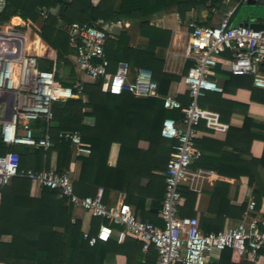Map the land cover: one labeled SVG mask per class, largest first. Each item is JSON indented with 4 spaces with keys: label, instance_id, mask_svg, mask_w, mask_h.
Here are the masks:
<instances>
[{
    "label": "trees",
    "instance_id": "1",
    "mask_svg": "<svg viewBox=\"0 0 264 264\" xmlns=\"http://www.w3.org/2000/svg\"><path fill=\"white\" fill-rule=\"evenodd\" d=\"M5 1L0 27L12 25V20L22 22L23 25L16 27L28 32V54L37 58L39 68L52 70L55 78L72 87L74 93V81L81 78L70 58L72 50L63 24L78 21L93 25L102 19L104 24L100 26L105 27L117 19L136 21L138 36L144 42L132 45L128 31L108 33L104 49L110 63L109 70L115 71L119 62L126 63L129 81L135 78L138 69L149 70L157 83L159 96L136 97L128 88L120 94H112L102 90V79L84 74L78 97L52 103V118L48 123L50 146L47 149L25 144L7 145L0 133V155L16 151L19 168L39 171L48 168L50 153L54 151L55 171L64 173L73 158L74 145L58 134L78 131L81 140L89 144L90 152L77 157L81 165L78 179L74 181L76 193L88 195L84 188L101 186L106 202L108 192L118 190L125 193V202L134 205L137 215H142L143 201L147 198L160 207L165 188L164 173L168 160L174 154L175 144V140L161 136L160 128L165 118L180 120L182 117L179 109H165L160 96L172 95L181 101L183 107L190 101L183 86L184 75L164 71L165 58L160 51L169 47L173 31L179 26L175 13L182 23L191 9L219 8L221 0ZM42 7L57 10L43 19L39 14ZM230 79L228 84L232 81L234 86L251 91L252 103L264 105V90L253 86L252 76L238 73L232 74ZM209 92L199 99V105L205 107L210 104L219 112V119L227 121L224 115H230V106L235 103L222 98L220 92L215 91L213 95ZM239 106L245 113L242 126H229L224 141H194L202 155L192 167L213 170L233 179L247 176L249 185L253 186L255 213L260 217L258 229L264 231V123L247 116L248 104ZM85 116H92L94 124L86 125L83 122ZM32 126L36 128L33 135L39 137L43 134L39 129L46 123L36 120ZM140 141H146L148 147H139ZM256 142L262 145L259 153L254 150ZM226 147L228 150H224ZM206 150L210 154H206ZM32 183L31 179L16 176L0 189V263L103 264L107 253L119 252L126 256L125 264H155L151 260H156V250L151 246L143 251L141 242L131 236H126L121 244L110 239L89 245L83 238L81 221L73 220L72 204L66 197L48 187H41L39 194L34 196L31 194ZM217 184L213 191L207 192L211 196L210 208L214 214H201L198 218L199 228L204 232L222 229L225 217L240 221L246 210L247 202L233 206L225 199L222 192L228 183L219 181ZM197 197L196 192L181 188L180 216L195 215ZM3 235H10V240L3 241ZM219 254L220 261L216 264H264V248L255 257L249 254L239 256L230 249Z\"/></svg>",
    "mask_w": 264,
    "mask_h": 264
},
{
    "label": "built area",
    "instance_id": "2",
    "mask_svg": "<svg viewBox=\"0 0 264 264\" xmlns=\"http://www.w3.org/2000/svg\"><path fill=\"white\" fill-rule=\"evenodd\" d=\"M231 1L223 0L225 4ZM5 5L6 1L0 0V14ZM56 10L42 7L39 14L44 19ZM228 18L229 13L216 25L202 24L195 19L184 25L177 15L184 30L175 32L177 39L174 47L167 51L164 71L184 75L183 86L190 101L183 107L181 101L172 95L160 96L165 109H179L182 113L180 120L165 118L160 128L161 136L175 140L174 154L168 160L164 174L165 189L159 208L161 226L142 220L125 201L118 204L104 202L102 187L92 196L78 195L74 192L72 177L66 172L19 168L16 151L0 155V189L16 176L31 179L41 187L56 189L73 206L85 210L91 217L110 222L101 224L95 234L83 232V238L89 245L111 238L120 244L126 236H131L141 242L143 251L151 246L156 250L157 264H205L212 254L224 249H230L239 256L249 254L255 257L264 248V231L258 229L260 218L255 213L252 194L242 219L218 231L204 232L199 228L196 216H180L178 213L181 188L198 190L204 176L201 169H192L193 163L202 155L194 141L200 121L208 119L210 113L199 105V99L208 91L220 90L213 78V69L221 64L230 74L250 75L253 86L264 90V76L259 71V65L264 61V30H256L246 24H231ZM11 23L0 27L2 141L7 145L25 144L47 149L50 146L48 123L52 118V103L77 97L82 91V82L81 79L74 81V93L72 87L55 78L52 70L39 68L37 58L27 52L28 32L16 27L23 25L22 22L12 20ZM101 24H104L102 19L93 25L78 21L63 24L75 67L83 74L102 79L103 90L112 94H120L128 88L136 97H158L157 83L149 70L138 69L132 81L128 80L129 68L124 62H119L114 72L109 70L110 63L104 49L107 35L120 28L122 20L111 21L105 27ZM225 53L229 57L223 65L220 58ZM36 120L46 123L39 129L43 132L39 137L33 135L36 128L32 123ZM58 136L75 146L77 156L89 154L90 148L81 140L78 131H63Z\"/></svg>",
    "mask_w": 264,
    "mask_h": 264
},
{
    "label": "crops",
    "instance_id": "3",
    "mask_svg": "<svg viewBox=\"0 0 264 264\" xmlns=\"http://www.w3.org/2000/svg\"><path fill=\"white\" fill-rule=\"evenodd\" d=\"M245 5H249V6L246 7ZM263 9H264V0H244L242 2H238L237 0H232L228 4H225L223 0H221V4L219 8L215 6L211 10H208L206 7L191 9L189 12H187L185 16V20L182 23H184L185 25L189 20L195 19L202 24L216 25L225 17L227 13H229L228 20L231 24H249L253 22L263 24V20H264ZM175 15L177 18L176 13ZM121 20H122L121 27L115 28L114 30L128 31L131 35L132 45L136 44L137 42L145 41L144 39L138 36V24L136 21L130 19H121ZM179 26L173 31L172 39L169 47L167 49L160 51L161 55L164 58L167 55L168 49L174 47L175 45V39H177V34L175 35V32L180 29L184 30L183 26L180 27ZM228 57L229 54L225 53L220 58V63H222L223 65L226 64ZM259 71L264 76V61L259 65ZM231 75L232 74H230L221 64H219L216 68L213 69V78L217 81L220 87V90L217 92L221 93L222 98H224L227 101H231L235 104H233V106H230L231 107V112L229 113L230 115L228 114L224 115V118L227 119V121H224L222 119L220 120L219 112L213 109L210 106V104L206 105L207 107L201 106L203 109L208 110L210 113L208 114V119H202L200 121L198 125L199 132L195 141L198 139H207L211 141H215V140L224 141L227 137L229 126L240 127L244 122L245 113L242 110L244 108H241V106H239L240 104L243 105L248 104V109L246 113L248 117H250L255 121L264 123V105L251 102L250 100L251 91L248 88L242 86L236 87L234 86L235 84L232 81L228 84V82L231 80L230 79ZM209 94L213 95L215 94V91H210ZM82 98L83 100H85L84 95H82ZM83 122L86 125H93L94 118L92 116H85ZM85 144L89 146L88 143ZM139 147L146 149L148 147V143L146 141H140ZM261 147H262L261 143L256 142L254 147L255 152L259 153ZM224 150H228V147H226ZM205 153L210 154V152H208L207 150L205 151ZM79 156L76 155L75 146H74L73 156H72L73 158L70 162L69 169L66 172L73 179L74 192H75L74 181L78 179L80 165H81L80 161L77 159V157ZM55 166H56V153L53 151L50 153L48 168L46 169L55 170ZM192 169H201L204 175L200 188L196 191L191 190L198 194V197L194 204V211H195L194 216H196L197 218H200L201 214H210V215L214 214L212 208H210L211 196L208 195L207 192L213 191L215 185L219 181L226 182L229 184L228 187L226 186H225L226 188L224 187L225 191H223L222 193L225 199L229 200L230 205L239 206L243 202H247L249 199V195L252 194L253 186L249 185L247 176H240L239 179H233L228 176L221 175L213 170L193 168V167ZM145 182L146 181L143 180V184H145ZM99 187L101 186H98L94 189L84 188V191L88 192L89 193L88 195L92 196L95 194L96 190ZM40 188L41 186L33 182L31 186V194L34 196L38 195L40 192ZM78 190L82 191V189L80 190V188H78ZM125 196H126L125 193L119 192L118 190H111L108 192L106 203L118 204L122 201H125ZM130 205L133 207L134 210V205L133 204ZM159 208H160L159 205L158 206L153 205L151 199L147 198L145 201H143V205H142L143 213L142 215L138 214V216L143 220H147L157 226H161L162 221L159 214ZM71 213L73 220L81 221L82 232L88 231L91 234H95L98 231L99 226L101 224L104 223L110 224V222L102 221L103 218L91 217L85 210L73 205L71 207ZM235 223H236L235 221H232L231 219L225 217L223 227L227 225H234ZM2 240L9 241L10 235H3ZM111 240L114 239L111 238ZM151 261L157 264V257L156 260H151ZM219 261H220V254L214 253L209 257V259L205 264H216ZM125 263H126V256L123 253H119V252L107 253L103 261V264H125ZM178 264H182V263H178Z\"/></svg>",
    "mask_w": 264,
    "mask_h": 264
},
{
    "label": "water",
    "instance_id": "4",
    "mask_svg": "<svg viewBox=\"0 0 264 264\" xmlns=\"http://www.w3.org/2000/svg\"><path fill=\"white\" fill-rule=\"evenodd\" d=\"M246 25H249L251 28L256 29V30H264V24H261V23L253 22V23H249Z\"/></svg>",
    "mask_w": 264,
    "mask_h": 264
},
{
    "label": "rangeland",
    "instance_id": "5",
    "mask_svg": "<svg viewBox=\"0 0 264 264\" xmlns=\"http://www.w3.org/2000/svg\"><path fill=\"white\" fill-rule=\"evenodd\" d=\"M245 6L248 7L249 5H245ZM263 11H264V9H263ZM13 22H15V21L13 20ZM15 23H19V21L15 22ZM76 72L80 78H83V76H84L83 72L79 71L77 68H76ZM21 134H25V132H21Z\"/></svg>",
    "mask_w": 264,
    "mask_h": 264
}]
</instances>
